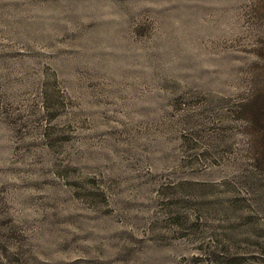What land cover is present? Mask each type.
Here are the masks:
<instances>
[{"label": "rangeland", "instance_id": "obj_1", "mask_svg": "<svg viewBox=\"0 0 264 264\" xmlns=\"http://www.w3.org/2000/svg\"><path fill=\"white\" fill-rule=\"evenodd\" d=\"M261 102L264 0H0V264H264Z\"/></svg>", "mask_w": 264, "mask_h": 264}, {"label": "trees", "instance_id": "obj_2", "mask_svg": "<svg viewBox=\"0 0 264 264\" xmlns=\"http://www.w3.org/2000/svg\"><path fill=\"white\" fill-rule=\"evenodd\" d=\"M258 99V98H257ZM253 100V102H256V100ZM255 104H258V108L255 110V112H253V110L251 109L250 113H251V117H252V120L255 121V124L256 125H260L261 123V120L262 119V114H263V110H262V104H263V107H264V102H261V103H255ZM263 122V121H262ZM263 156H264V151H263Z\"/></svg>", "mask_w": 264, "mask_h": 264}]
</instances>
